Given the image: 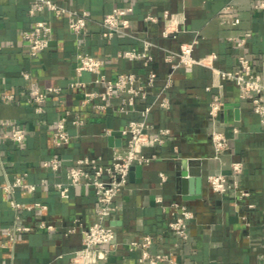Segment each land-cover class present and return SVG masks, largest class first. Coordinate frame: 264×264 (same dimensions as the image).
Returning <instances> with one entry per match:
<instances>
[{"label":"crops","instance_id":"1","mask_svg":"<svg viewBox=\"0 0 264 264\" xmlns=\"http://www.w3.org/2000/svg\"><path fill=\"white\" fill-rule=\"evenodd\" d=\"M76 11H88L91 20L84 39L78 40L69 29L66 19L55 17L45 10L40 14L30 12L33 0H0V122L9 120L26 131L22 144L11 140L0 141V264H72L76 250L82 245V230L94 220L96 198L87 186H71L67 170L83 156L111 160L115 148L103 135L105 128L119 130L130 120L140 119L142 110L154 100L168 73L162 52L156 50L153 68L160 79L151 89L146 100H137L136 111H120L123 95L112 99L105 111L82 108L83 90L69 89L76 76L78 45L90 54L105 60L104 72L109 77L120 73H144L139 62H131L117 55L125 49H141L142 39H150L164 48L198 39L194 54L205 56L212 52L217 57L214 65L223 70H233L237 57L246 55L259 70L264 62V9H255L257 0H54ZM233 8L229 16L239 17L240 23H221L225 6ZM133 7L130 15L132 36H102L100 22L114 7ZM165 10L186 14V32L169 39H162L161 18ZM147 13L157 16L158 23H146ZM44 18L52 25L50 47L37 57L30 56L23 34L32 29L36 20ZM251 32L243 45L230 38L242 37ZM22 72L31 75L24 79ZM93 78L84 73L79 78L89 82ZM212 71L203 65L178 70L173 84L167 91L171 107H152L147 121L152 130L168 128L171 132L166 144L147 152H156L158 159L142 166L137 181L129 180L128 186L115 198L117 211L107 224L116 230L117 246L111 249L100 264H144L140 249H129V243L145 235L153 237L152 253H170L173 263L161 264H264V124L253 113L248 101L238 96L233 82H224L222 101L224 108L219 115L218 129L231 137L229 149L220 158H213L208 131L211 123L209 105L218 88L210 87ZM33 86L60 87L59 95H51L37 113L28 101ZM92 88V86H89ZM11 95L12 99H6ZM238 109L239 117L235 111ZM79 112L85 121L75 127L70 122L68 130L72 141L62 149L54 146L53 129L65 111ZM237 126L239 133L232 137L229 129ZM178 150V153L175 152ZM53 157L60 161L56 171L43 166ZM241 161L244 170L241 183L251 196L237 201L228 195H217L210 189L208 175L231 174L230 164ZM186 178L200 177V190L190 194V187L182 185V173ZM168 180L161 183L160 174ZM20 178L23 183L36 185V190L18 187L10 193L3 186ZM68 186L69 198L63 199L58 188ZM184 189L186 193L184 192ZM196 189V188H194ZM161 196L166 204L177 201L190 208L194 218L188 222L189 239L181 242L168 229L172 209L163 208L157 202ZM21 205L14 209L10 201ZM256 203L248 209L247 202ZM34 203L46 205V209L27 210ZM52 224L47 230L40 223ZM29 227L17 231L12 241L7 231L14 227ZM76 230L69 232L68 229ZM177 244L178 246H175Z\"/></svg>","mask_w":264,"mask_h":264},{"label":"built area","instance_id":"2","mask_svg":"<svg viewBox=\"0 0 264 264\" xmlns=\"http://www.w3.org/2000/svg\"><path fill=\"white\" fill-rule=\"evenodd\" d=\"M231 5H227L221 14V23L237 25L240 23L239 17L229 16L232 10ZM255 9H264V0H257L254 4ZM51 12L55 17L65 18L71 32L78 40L85 38L88 31V23L91 20L88 11H76L66 6L58 4L54 0H33V6L30 9L32 14H40L43 11ZM133 13V7H114L107 13L100 22L102 36L113 38L116 36H132L130 15ZM186 14L184 12H174L165 10L161 22L162 28L160 37L169 39L187 30ZM143 20L146 23H158L160 19L147 13ZM52 25L44 18L36 20L32 29L23 34L24 40L28 45L30 56L37 57L50 47V37L52 34ZM251 32H245L242 37H233L237 45H243ZM198 39L195 37L190 41L177 44L173 48H164L150 39H142L141 49H125L118 53V57L141 63L144 73L137 74L134 72L120 73L115 77H109L104 72L105 60L96 55L85 52L78 45L76 53V76L69 83V89L79 88L83 90L82 108H90L96 111H105L112 105V99L117 95H123L122 107L120 111H136L137 100H146L151 94V89L156 86L160 79L159 73L153 68L154 55L156 50L162 52L163 62L168 66V73L163 79L161 90L154 94V100L140 110L141 118L130 120L123 128L114 130L105 128L104 136H119L124 139L125 144L115 148L112 158L108 162H103L99 157L83 156L67 170L69 185L87 186L91 188L96 198L95 217L93 222L82 230V245L75 251L72 264H100L101 260L107 258L111 249H104L103 246H110L114 249L117 246L116 230L113 226L107 224V220L112 218L117 211L115 198L128 186L129 173L132 166H143L151 161L158 159L159 155L154 151L148 153L149 149L166 144V138L170 135L168 128H159L152 130V126L147 121V115L152 107L157 106L161 109L171 107L170 98L167 91L173 84V76L180 69H186L194 65L207 66L212 71V84L210 87L218 88L219 92L214 95L208 110V116L211 127L208 131L213 151V158L218 159L229 149L231 137L225 131L218 129L221 123L219 115L224 108L222 101V90L224 82H233L239 90L238 96L241 100L248 101L253 113L258 117L260 123L264 124V62L259 70L254 68L252 60L242 54L237 57V66L233 70H223L214 65L217 57L212 52L205 56H195L194 51ZM84 73H90L93 78L89 82H83L79 78ZM24 79L31 78L30 73L22 72ZM92 86V88H89ZM62 92L60 87L40 88L33 86L30 90L28 101L33 104L37 113L43 112V105L51 95H59ZM6 99H12L11 95H5ZM75 127L83 126L85 121L82 114L65 110L59 117L52 133V141L56 148L62 149L72 141V135L68 130V123ZM232 137L239 133L237 126H231L229 129ZM26 138V131L23 127L16 125L12 121L5 120L0 122V141L11 140L17 144H22ZM178 153V150L175 149ZM43 166L51 170L60 168V161L53 157L43 162ZM231 174L224 173L208 175L206 181L213 193L217 195H228L233 199L240 201L249 199L250 190L245 187L240 176L244 170V164L241 161H234L230 164ZM188 176V175H187ZM186 176V177H187ZM161 183L168 180L165 173L160 174ZM60 196L63 199L69 198L68 186L61 183L55 185ZM23 187L30 192L36 190V185L25 184L20 178H16L13 183L3 186L6 193H12L14 189ZM157 202L163 208L172 209V218L169 220L168 229L178 237L181 242L189 239L188 222L194 218L190 208L177 201L169 204L159 196ZM14 209H20L21 205L14 199L10 201ZM248 209H255L256 203L248 201ZM46 205L34 203L27 206V210L46 209ZM264 213V212H263ZM41 228L54 230L52 224L40 223ZM30 230L29 227H14L7 231L8 237L14 241L16 232ZM76 228L68 229L69 232L75 231ZM153 243L151 235H145L141 239L133 240L129 243V249H140L141 257L139 260L144 264H161L165 262L173 263L170 253L162 251L152 253L150 247ZM175 246H178L175 244ZM6 264H13L8 262Z\"/></svg>","mask_w":264,"mask_h":264},{"label":"water","instance_id":"3","mask_svg":"<svg viewBox=\"0 0 264 264\" xmlns=\"http://www.w3.org/2000/svg\"><path fill=\"white\" fill-rule=\"evenodd\" d=\"M235 114H236V118H238L239 117L238 109H236ZM108 141H109V144L112 146H120L122 142L121 139H116L114 136H109ZM141 172H142V166H139V165L132 166L130 169V173H129V180L131 182L137 181L139 176L141 175ZM187 175L188 174L186 172L182 173L181 181H182L183 187L185 188L186 185H188L190 187V194L195 193V191L196 193H198L200 190V182H201L200 177L186 178ZM184 192L186 193L185 189H184Z\"/></svg>","mask_w":264,"mask_h":264}]
</instances>
